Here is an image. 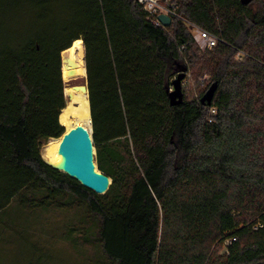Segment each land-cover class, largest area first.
Here are the masks:
<instances>
[{
	"label": "trees",
	"instance_id": "1",
	"mask_svg": "<svg viewBox=\"0 0 264 264\" xmlns=\"http://www.w3.org/2000/svg\"><path fill=\"white\" fill-rule=\"evenodd\" d=\"M176 11L222 41L200 53L181 18L157 25L137 0H0V214L85 209L97 264H264V0ZM78 38L103 194L40 154L65 130L60 54ZM183 66L196 91L171 105Z\"/></svg>",
	"mask_w": 264,
	"mask_h": 264
},
{
	"label": "rangeland",
	"instance_id": "2",
	"mask_svg": "<svg viewBox=\"0 0 264 264\" xmlns=\"http://www.w3.org/2000/svg\"><path fill=\"white\" fill-rule=\"evenodd\" d=\"M195 43L201 53L204 49L200 47L197 40ZM207 79L208 75L202 73L200 82ZM63 81L64 86L85 85L87 88L86 74L83 77L66 80L63 78ZM182 88L189 95L196 91L191 75L187 71L182 80ZM211 111L215 112L214 109ZM41 148L42 145L40 154ZM94 163L95 168L101 171L96 165L95 158ZM1 222L6 224L10 222V225L19 226L25 231L17 233L16 227L12 228L13 232L9 229L2 230L0 264H97L99 260L101 263L105 262L98 241L91 234L89 213L81 207L69 205L62 208L19 211L15 201H12L3 214H0V224ZM86 233H88L87 239L84 237ZM223 250L224 248H221L220 252Z\"/></svg>",
	"mask_w": 264,
	"mask_h": 264
},
{
	"label": "water",
	"instance_id": "3",
	"mask_svg": "<svg viewBox=\"0 0 264 264\" xmlns=\"http://www.w3.org/2000/svg\"><path fill=\"white\" fill-rule=\"evenodd\" d=\"M243 1L247 2L248 0ZM158 19L164 26L171 23V17L164 13L158 14ZM60 57L62 63V52ZM185 75L186 67L183 66L178 71L177 76L172 80L173 89H168L171 105L181 103L183 100L182 80ZM215 89L216 82H213L201 97V101L210 103ZM58 151L63 157L61 165L57 166L46 161L48 164L75 178L83 186L91 189L95 193H105L110 183V178L95 168L92 132L90 133L82 125H76L68 131H64Z\"/></svg>",
	"mask_w": 264,
	"mask_h": 264
},
{
	"label": "bare ground",
	"instance_id": "4",
	"mask_svg": "<svg viewBox=\"0 0 264 264\" xmlns=\"http://www.w3.org/2000/svg\"><path fill=\"white\" fill-rule=\"evenodd\" d=\"M84 45L80 38L75 39L72 44L62 50L61 74L66 79L83 77L85 73L83 62ZM64 96L67 99L65 106L59 113V122L68 131L76 125L84 126L92 132L90 104L88 91L85 85H65ZM61 136L49 137L41 148V155L45 161L60 166L63 157L58 148Z\"/></svg>",
	"mask_w": 264,
	"mask_h": 264
},
{
	"label": "built area",
	"instance_id": "5",
	"mask_svg": "<svg viewBox=\"0 0 264 264\" xmlns=\"http://www.w3.org/2000/svg\"><path fill=\"white\" fill-rule=\"evenodd\" d=\"M144 11L147 13L150 20L157 24L162 25L158 19V14L164 13L172 18L174 16L182 19L183 22L188 26L194 40H197L200 47L203 49L213 48L222 38L210 33L209 31L199 27L195 23L181 17L176 11V0H137ZM184 47V46H183ZM245 55L244 52L238 51L237 58L241 59ZM172 89V88H171ZM227 243V241H226Z\"/></svg>",
	"mask_w": 264,
	"mask_h": 264
}]
</instances>
